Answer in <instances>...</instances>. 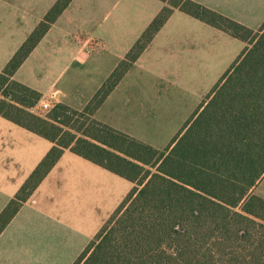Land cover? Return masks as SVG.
Instances as JSON below:
<instances>
[{
	"label": "trees",
	"instance_id": "trees-1",
	"mask_svg": "<svg viewBox=\"0 0 264 264\" xmlns=\"http://www.w3.org/2000/svg\"><path fill=\"white\" fill-rule=\"evenodd\" d=\"M73 0H57L0 72V116L52 148L0 213V236L69 150L134 187L75 264H264V24L193 0H160L149 24L83 110L31 113L42 95L14 79ZM175 10L246 44L164 150L95 118Z\"/></svg>",
	"mask_w": 264,
	"mask_h": 264
},
{
	"label": "rangeland",
	"instance_id": "rangeland-1",
	"mask_svg": "<svg viewBox=\"0 0 264 264\" xmlns=\"http://www.w3.org/2000/svg\"><path fill=\"white\" fill-rule=\"evenodd\" d=\"M26 1L30 3L0 0V72L57 2ZM227 1L233 7L232 19L256 31L263 26L264 0ZM218 35L211 42L214 54L199 53L197 61L190 55H177L173 45L151 50L128 72L95 118L156 149H166L231 67L224 70L241 43L236 41L237 47L227 44ZM72 40L64 45V38L53 32L14 79L32 88H47L41 98L61 91L66 97L61 93L60 104L83 110L108 79L110 66L117 67L126 53L120 44L113 47L112 54L106 50L95 60L101 46L87 64L71 62L75 48ZM54 108L42 111L38 102L30 111L47 118ZM51 147L44 138L0 117V207L13 197ZM81 174L85 177L80 180L65 181L62 174L49 177L48 185L35 194L36 202L29 204L31 207L25 208L12 226L31 223L22 232L27 238H16L13 229L9 235L0 236V264L76 263L134 187L119 177ZM253 194L264 199V179Z\"/></svg>",
	"mask_w": 264,
	"mask_h": 264
},
{
	"label": "crops",
	"instance_id": "crops-1",
	"mask_svg": "<svg viewBox=\"0 0 264 264\" xmlns=\"http://www.w3.org/2000/svg\"><path fill=\"white\" fill-rule=\"evenodd\" d=\"M13 1H17L19 5H27L28 3H30V1L26 0ZM193 1L200 3L212 10H215L229 18H231L232 16V14L230 13V8L233 7L227 3L229 2L227 0ZM164 6L165 4L160 0H73L70 6L57 20V22L53 24L50 31L46 34L42 41L45 38L49 37L53 32L58 33V35H61L64 38V45H68V41L73 39L72 41L74 42L73 45L75 46V48L73 58L70 59V61L72 62L73 60L83 64H87L93 58V52L101 48V46L102 49L100 53H97L95 60L101 59L102 53L106 50H110L111 53V50L114 49L113 47H117L120 44L123 47L124 52L127 54L143 34V32L146 30V28L149 26V24L160 13ZM235 9L238 10V8ZM249 28L253 30L255 29L251 26H249ZM216 31L219 33H216ZM73 32H77L78 34H74ZM217 35L222 36V39L227 44H234L237 47V43L235 42L239 41L241 43L240 45H238L237 52L226 61V67L224 68V70L226 71L245 49L246 44L238 39L233 38L223 31L205 24L198 19L188 16L179 10H175L169 21L156 35L150 47L140 57L135 65H137L140 60H145L144 58L147 55H150L149 53L151 52V50H154L156 47H160L162 45H168L169 47L173 45L175 46L174 53H176L177 55H190L191 58L196 57V61L199 53H201V55L207 54L209 56H212L214 54V50L213 48H211V42L214 36ZM42 41L24 62L22 67L17 71L14 78L27 66V63L33 59ZM95 46L97 47V49L95 48ZM126 54L124 55L126 56ZM11 56L12 54H9V58ZM124 57L120 59L122 60L124 59ZM7 61H5L4 64L7 63ZM114 67L116 66H110L108 72L111 71L110 73H112ZM1 69L4 70V68ZM123 80L112 92V94L116 92V90L120 87ZM32 89L38 91L41 94L47 88L45 90H42V88L33 87ZM60 93L62 92L60 91ZM63 95L65 98V94ZM111 95L109 96V98L111 97ZM16 157H19V155H16ZM74 171L78 173L74 174ZM85 172L91 173L98 178L102 176H108V179H115V177H119L107 171L106 169L97 166L67 150L59 160L55 168L46 177V179L32 195V197L28 200L27 203L24 204L20 212L1 234V237L9 235L10 230L13 229L15 231L16 238H27L26 236L22 235V232L26 230L27 226L30 227L32 225L31 223L23 224L20 226L17 225L16 227L12 226H14V224L16 223V219L21 214V212L25 208L31 207L28 206L29 204L36 202L35 194L45 185H48L51 175L57 174V176H59V174H62L64 180L69 181L75 178H78L80 180V178L85 177L81 173ZM20 187L16 190V192H14L15 194L18 192ZM15 194L13 195V197L15 196ZM11 199L9 196V198H7V200L3 203V205L0 207V213L4 210ZM117 207L118 205L116 206V208Z\"/></svg>",
	"mask_w": 264,
	"mask_h": 264
},
{
	"label": "built area",
	"instance_id": "built-area-1",
	"mask_svg": "<svg viewBox=\"0 0 264 264\" xmlns=\"http://www.w3.org/2000/svg\"><path fill=\"white\" fill-rule=\"evenodd\" d=\"M62 100V94L58 91H52L48 95L41 98L39 107L42 111H50L52 108L58 106Z\"/></svg>",
	"mask_w": 264,
	"mask_h": 264
}]
</instances>
